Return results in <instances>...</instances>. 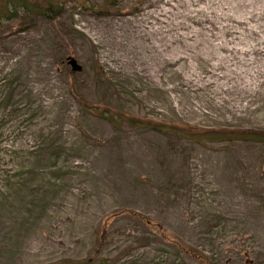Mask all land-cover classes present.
<instances>
[{"label": "rangeland", "instance_id": "rangeland-1", "mask_svg": "<svg viewBox=\"0 0 264 264\" xmlns=\"http://www.w3.org/2000/svg\"><path fill=\"white\" fill-rule=\"evenodd\" d=\"M198 1L0 0V264H264V141L209 136L264 131V0Z\"/></svg>", "mask_w": 264, "mask_h": 264}, {"label": "trees", "instance_id": "trees-1", "mask_svg": "<svg viewBox=\"0 0 264 264\" xmlns=\"http://www.w3.org/2000/svg\"><path fill=\"white\" fill-rule=\"evenodd\" d=\"M59 0H42V4H37L28 8L26 4H23L31 11H36L41 15L48 16L49 18H53L55 14L59 13L61 10V6L58 4ZM206 135V134H205ZM213 140L218 138H226V139H243V140H252V141H264V131H239V132H212L209 134ZM131 213L136 218L143 217L141 214L134 211H127ZM148 219V218H144ZM150 221V222H148ZM146 222L151 224L158 232L160 233V237H162L166 241L172 242L180 252L188 254L198 260H202L205 264H208L203 257V254L198 252L197 250L191 249L187 245H185L182 241L178 240L176 237H172L166 233L164 227L155 226L152 224L150 219L146 220ZM150 226V225H149ZM105 229V225H104ZM99 240V239H98ZM101 243V242H100ZM97 245L99 242L97 241Z\"/></svg>", "mask_w": 264, "mask_h": 264}, {"label": "bare ground", "instance_id": "bare-ground-1", "mask_svg": "<svg viewBox=\"0 0 264 264\" xmlns=\"http://www.w3.org/2000/svg\"><path fill=\"white\" fill-rule=\"evenodd\" d=\"M180 1H182L187 7H191V6H194V5H196V2H199L198 0H180ZM204 1V0H203ZM244 2V0H238V2H239V6L242 4H244L243 2ZM246 1V0H245ZM248 2H249V0H248ZM169 2H167L166 4H168ZM182 3V4H183ZM181 5V4H180ZM238 5V4H237ZM184 7V6H183ZM207 7H208V5H207ZM246 7V6H245ZM247 7H248V5H247ZM179 8V7H178ZM182 8V7H181ZM187 9H189V8H187ZM191 9V8H190ZM241 9V8H240ZM199 10V9H198ZM171 11H173V10H171ZM171 11L170 10H168V9H166V8H163L162 10H160V11H158V12H156V14H154V13H152L153 15V17L155 16V17H157L158 15H161V16H164V19L162 20V26H164V27H166V28H168V27H170V28H173V27H176V26H178V25H180L181 23H183V22H180V21H176V20H178V19H176V18H174L173 16H172V13H171ZM190 11H192V10H190ZM207 11V10H206ZM179 12V11H178ZM186 12V11H185ZM197 12V11H196ZM175 13V12H174ZM177 13V12H176ZM175 13V14H176ZM190 13V12H189ZM201 13V12H200ZM179 14H182V13H179ZM194 14V13H193ZM202 14V13H201ZM209 14V13H208ZM213 14V13H212ZM150 15L151 14H149V17H150ZM180 16V15H179ZM183 16H185V14H183ZM182 16V17H183ZM187 16V15H186ZM189 16V15H188ZM201 16V15H200ZM203 16V15H202ZM210 16V15H209ZM218 16V15H217ZM226 16V15H225ZM206 17V16H205ZM212 17V16H211ZM217 18V17H216ZM166 19V20H165ZM176 19V20H175ZM186 19V18H185ZM199 19V18H198ZM190 20V19H189ZM159 21H161V20H159ZM144 22V21H143ZM142 22V23H143ZM188 22V21H187ZM211 22V21H210ZM146 25H143L141 28L145 31V32H148L149 34L150 33H154V34H156V35H160L159 34V32L161 33V35H162V32H161V30L163 31V33H164V35L166 36V34H165V30H167V29H165L164 27H162L161 26V24H160V26H157V27H155V26H153V25H151V23H150V21L148 20V17L146 18V22H144ZM185 23V22H184ZM199 23H200V21H199ZM187 24V23H186ZM216 24V23H215ZM183 25V24H182ZM191 27V26H190ZM208 27V26H207ZM163 28V29H162ZM183 28V27H182ZM186 28V27H185ZM213 29V28H212ZM177 30V29H176ZM142 32V31H141ZM171 32V31H170ZM178 34H181V33H178ZM209 35V34H208ZM211 35V34H210ZM165 36H163V38H165ZM142 37V36H141ZM167 37V36H166ZM151 38V37H150ZM166 39V38H165ZM186 39V38H185ZM154 40V39H153ZM157 40V39H156ZM160 40H161V38H160ZM162 41V40H161ZM152 43V42H151ZM161 44V43H160ZM149 45V44H148ZM159 46V45H158ZM164 46V45H163ZM156 48V47H155ZM166 50V49H165ZM256 50V49H255ZM161 52H163L162 50H161ZM164 59V58H163ZM168 60V59H167ZM192 69V68H191ZM194 70V69H193ZM233 75V74H232ZM231 75V76H232ZM229 77V76H228ZM234 79V78H233ZM232 80V79H231ZM239 82V81H238ZM250 82V81H249ZM196 83V82H195ZM240 83V82H239ZM242 83H244V82H242ZM197 84V83H196ZM228 84V83H227ZM194 85V84H193ZM240 85V84H239ZM236 87V86H235ZM240 87V86H239ZM219 88V87H218ZM221 88V87H220ZM223 89V88H222ZM235 89V88H234ZM241 89V88H240ZM244 89V88H243ZM248 89H250V87L248 88ZM217 90V89H216ZM218 92V91H217ZM230 92V91H229ZM236 92V91H235ZM245 92V91H244ZM243 93V92H242ZM247 93H248V91H247ZM250 93V92H249ZM244 94V93H243ZM221 99V98H220ZM241 102V101H240ZM234 106L235 107H238L239 105H235L234 104ZM244 109V108H243Z\"/></svg>", "mask_w": 264, "mask_h": 264}, {"label": "water", "instance_id": "water-1", "mask_svg": "<svg viewBox=\"0 0 264 264\" xmlns=\"http://www.w3.org/2000/svg\"><path fill=\"white\" fill-rule=\"evenodd\" d=\"M68 62L71 64L73 70H79L80 66L76 63V60L69 58Z\"/></svg>", "mask_w": 264, "mask_h": 264}]
</instances>
